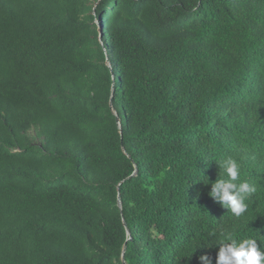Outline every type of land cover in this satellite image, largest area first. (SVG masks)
<instances>
[{
    "label": "trees",
    "instance_id": "obj_1",
    "mask_svg": "<svg viewBox=\"0 0 264 264\" xmlns=\"http://www.w3.org/2000/svg\"><path fill=\"white\" fill-rule=\"evenodd\" d=\"M225 230L264 248V0H0V264H215Z\"/></svg>",
    "mask_w": 264,
    "mask_h": 264
},
{
    "label": "clouds",
    "instance_id": "obj_2",
    "mask_svg": "<svg viewBox=\"0 0 264 264\" xmlns=\"http://www.w3.org/2000/svg\"><path fill=\"white\" fill-rule=\"evenodd\" d=\"M217 165L219 178L208 182L211 184L208 195L239 219L248 211V201L257 192V187L242 179L241 165L236 158L224 157ZM214 244L219 245L215 264H264V248L250 236H239L225 230L221 231L218 243ZM198 261L200 264H213L207 253L201 254Z\"/></svg>",
    "mask_w": 264,
    "mask_h": 264
},
{
    "label": "water",
    "instance_id": "obj_3",
    "mask_svg": "<svg viewBox=\"0 0 264 264\" xmlns=\"http://www.w3.org/2000/svg\"><path fill=\"white\" fill-rule=\"evenodd\" d=\"M107 65L109 66V63H107ZM112 93H113V85H112V88H111V95H110V99H109V107H110V110H111V112L113 113V115L116 117V119H117V125H118V128H119V130H120V122H119V120H118V115H117V113L114 111V109H113V107H112V101H111V99H112ZM134 172H133V174L132 175H135V173H136V166H135V164H134ZM118 207L121 209V202H120V198H119V195H118ZM124 224V226H125V228H126V233L127 234H129V230L127 229V227H126V224L125 223H123ZM123 253H124V249H123V251H122V255H121V262H122V264H126L125 263V261H124V255H123Z\"/></svg>",
    "mask_w": 264,
    "mask_h": 264
}]
</instances>
